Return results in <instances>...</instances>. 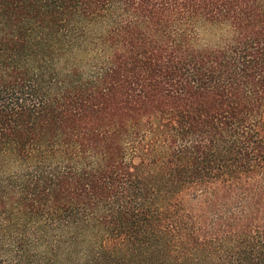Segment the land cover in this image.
I'll list each match as a JSON object with an SVG mask.
<instances>
[{"label":"trees","instance_id":"16d2710c","mask_svg":"<svg viewBox=\"0 0 264 264\" xmlns=\"http://www.w3.org/2000/svg\"><path fill=\"white\" fill-rule=\"evenodd\" d=\"M0 264H264V0H0Z\"/></svg>","mask_w":264,"mask_h":264},{"label":"rangeland","instance_id":"374dc122","mask_svg":"<svg viewBox=\"0 0 264 264\" xmlns=\"http://www.w3.org/2000/svg\"><path fill=\"white\" fill-rule=\"evenodd\" d=\"M207 29H212L210 32V34L209 33H206V31L205 32H203V34H202V40H201V44L203 43H206L207 41H209L210 39H212L211 41H214V39L216 40V38H217V34H216V31L213 29V28H211V27H206L204 30H207Z\"/></svg>","mask_w":264,"mask_h":264}]
</instances>
